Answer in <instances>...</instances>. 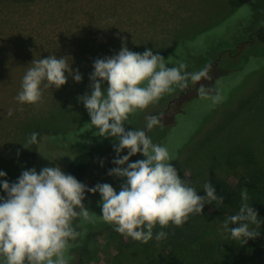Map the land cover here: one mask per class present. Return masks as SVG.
<instances>
[{
  "label": "rangeland",
  "instance_id": "rangeland-1",
  "mask_svg": "<svg viewBox=\"0 0 264 264\" xmlns=\"http://www.w3.org/2000/svg\"><path fill=\"white\" fill-rule=\"evenodd\" d=\"M263 23L264 0H0V171L7 174L0 180L9 182L25 170L28 140L36 132L32 168L38 173L55 166L67 173L78 154L92 152L83 184L108 183L119 192L123 181L107 174L116 166L118 142L99 136L78 97L91 94L94 60L117 54L122 42L138 53L151 49L167 67L184 62L187 71L198 72L210 66V80L190 83L188 89L195 88L189 91L176 89L125 122L126 130H146L147 116L160 117L161 124L147 135L167 147L170 163L198 195H206L203 185L210 177L233 174L229 156L238 146L252 150L264 167V43L252 35ZM49 55L69 57L82 81L69 76L58 90L42 84L43 103L21 105L16 96L23 76L33 60ZM200 84L211 87L213 95L219 92L222 102L201 99ZM141 159L137 154L129 162ZM237 159L236 171L253 172L250 163ZM257 188L264 190V181ZM85 195L91 220L74 221L80 235L71 242L69 264H224V253L251 252L252 240L234 241L223 232L224 222L210 220L205 209L211 204L182 227L157 225L144 244L103 221L99 193ZM256 212L262 220V211ZM159 231L167 232V239L155 240ZM202 242L212 245L215 260L202 261Z\"/></svg>",
  "mask_w": 264,
  "mask_h": 264
},
{
  "label": "clouds",
  "instance_id": "clouds-1",
  "mask_svg": "<svg viewBox=\"0 0 264 264\" xmlns=\"http://www.w3.org/2000/svg\"><path fill=\"white\" fill-rule=\"evenodd\" d=\"M68 58L49 55L33 60V66L22 78L16 100L21 105L39 106L43 103L42 84L44 88L58 90L69 76L81 82L82 75L78 69L73 70ZM93 69L89 76L91 94L86 92L78 100L99 136L118 142L113 145L116 158L112 163L116 166L107 174L123 181L120 190L117 192L108 183L88 187L59 166L43 167L39 173L35 168L24 170L13 183L0 180V189L6 194L0 195V264H69L71 242L80 235L74 221L91 220L83 203L86 193H99L102 219L114 231L144 244L153 239L157 225L161 229L170 224L182 227L191 215H202L206 204L215 203L218 208L224 203V197L217 194L210 181L203 185L206 195H198L170 163L172 157L167 147L153 143L147 135L161 124L160 117L147 116L146 130L125 128L130 115L155 105L166 94L176 89L183 91L190 83L195 85L202 79L210 80V66L198 72L187 71L184 62L167 67L160 54L147 48L143 53L130 51L122 42L117 54L96 58ZM212 92L204 84L197 89L201 99L211 100L213 105L221 103L223 97L219 92L214 95ZM8 115H12L11 110ZM37 136L38 133H31L28 143L36 144ZM125 150L127 154L121 156ZM137 154L144 159L129 162ZM100 163L103 166V161ZM6 176L0 171V177ZM248 198V190L244 188L238 213L223 223V232L243 244L256 239L261 226L258 213L247 203ZM167 237L165 231L155 234L157 241Z\"/></svg>",
  "mask_w": 264,
  "mask_h": 264
},
{
  "label": "trees",
  "instance_id": "trees-1",
  "mask_svg": "<svg viewBox=\"0 0 264 264\" xmlns=\"http://www.w3.org/2000/svg\"><path fill=\"white\" fill-rule=\"evenodd\" d=\"M32 2L34 0H13ZM253 39L264 43V23L252 33ZM36 144H32L29 152V160L25 163V170L31 169L36 157ZM238 157L246 163H250L253 167V172H239L235 167L238 164ZM93 160L92 152H83L78 154L67 167V174L73 175L78 181L84 183L86 173L90 168ZM229 165L234 171L225 177L214 175L208 181L211 182L216 189L218 195L224 197V203L216 207L215 203L211 204L205 210L206 215L210 220L218 225L224 222L229 216L238 213L241 206V191L244 188L248 190L247 203L256 211L259 209L264 216V190L257 188L259 183L264 181V167L261 161L252 150L238 146L234 148L229 156ZM20 175H17L9 183L15 182ZM0 195H6L0 189ZM260 235L256 239H252V248L250 253L243 252H227L221 256L224 264H264V218L261 220V226L257 229ZM91 236V235H90ZM212 245L207 242L200 244L199 254L202 261L205 263L215 260L216 251L211 248Z\"/></svg>",
  "mask_w": 264,
  "mask_h": 264
},
{
  "label": "flooded vegetation",
  "instance_id": "flooded-vegetation-1",
  "mask_svg": "<svg viewBox=\"0 0 264 264\" xmlns=\"http://www.w3.org/2000/svg\"><path fill=\"white\" fill-rule=\"evenodd\" d=\"M210 72H211V69H209V73H210ZM196 85H197V84H196ZM194 88H195V87H192V89H194ZM192 89H188V88H187L186 90H183V91H189V90H192ZM161 111H163V112H164V110H163V109H161V110H160V112H161Z\"/></svg>",
  "mask_w": 264,
  "mask_h": 264
}]
</instances>
